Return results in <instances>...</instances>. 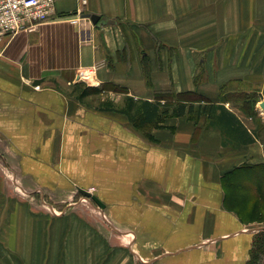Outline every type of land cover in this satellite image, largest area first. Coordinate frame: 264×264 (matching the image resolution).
<instances>
[{
	"label": "crops",
	"instance_id": "obj_1",
	"mask_svg": "<svg viewBox=\"0 0 264 264\" xmlns=\"http://www.w3.org/2000/svg\"><path fill=\"white\" fill-rule=\"evenodd\" d=\"M254 30L264 0H63L36 31L0 39V264H253L264 226L240 219L239 183L226 196L223 180L264 168ZM78 86L100 92L80 100ZM160 93H193L237 123L144 131L119 112Z\"/></svg>",
	"mask_w": 264,
	"mask_h": 264
},
{
	"label": "trees",
	"instance_id": "obj_2",
	"mask_svg": "<svg viewBox=\"0 0 264 264\" xmlns=\"http://www.w3.org/2000/svg\"><path fill=\"white\" fill-rule=\"evenodd\" d=\"M80 93L79 99L91 95L97 94L100 91L97 88H87ZM125 92V89H120ZM193 93H160L157 94L153 101L148 100H136L133 97H127L125 99L124 108L121 112L129 118L131 124L144 131H148L152 128H157L163 121L170 117H187L201 115H207L208 119L212 120L216 124L232 126L237 123L236 118L228 110L223 107L217 106L212 102L200 104L196 107L192 101ZM102 110H114L113 104L108 102L102 107ZM234 176L230 174L227 177ZM228 181V180H227ZM233 187V185H230ZM264 232L260 233L255 241L253 249V264L264 261ZM260 256L262 258L260 259Z\"/></svg>",
	"mask_w": 264,
	"mask_h": 264
},
{
	"label": "rangeland",
	"instance_id": "obj_3",
	"mask_svg": "<svg viewBox=\"0 0 264 264\" xmlns=\"http://www.w3.org/2000/svg\"><path fill=\"white\" fill-rule=\"evenodd\" d=\"M261 36H263V39H259L261 38ZM253 38L257 39L256 41L259 42L258 46L253 47L252 52H253V59H254L255 53L261 50H262L261 54L264 53V30H254ZM262 56L264 57V55ZM84 89L85 88L83 86L74 87V92L80 95V93ZM248 96H246V98L244 99H246V101L249 100L250 102H253V104H255L258 98V94L256 92H249ZM240 99L241 101H244L243 98H240ZM235 102L242 103L240 101H235ZM104 105L105 104H101V107ZM123 108H124V105H123ZM246 110H248L249 112L253 111L252 109H250L249 106H247V104H246ZM259 128H264V125L259 124ZM237 183H239V186L237 187L238 190L232 192L233 201L237 202V204L233 206L230 205V207L234 209L233 211H235L238 214L241 220L245 221L247 224H252L251 225L252 228L264 226V168H259L254 171L250 170L246 172H241L232 177L228 176L226 179L223 180V188L225 190L226 196H228L229 193H231V191L233 190L230 187V185L237 184ZM79 198L84 199V197H82L81 195L79 196ZM84 205L85 204L81 206L80 208L81 211L79 213L84 215L86 218L87 214L88 213L90 214L91 211H89V209H87V206L85 207ZM43 208L45 212L47 213L50 212L48 207H43ZM62 209L63 207H60L58 211L59 215L64 213L62 212ZM65 211H66V214L70 212L68 211V209H66ZM55 214L57 215L56 212ZM65 234L66 233H64L63 235ZM60 241H61V245H60L61 250H64L65 242H67V238H61ZM7 254H11V253H7ZM262 256H260V259L262 258ZM68 257H74V254H71V253L66 254L65 252L60 253L61 262H66L68 260L67 259ZM96 258H97L96 255L95 256L92 255V261L90 264H99L98 259ZM0 262H5V260H2L0 258Z\"/></svg>",
	"mask_w": 264,
	"mask_h": 264
},
{
	"label": "built area",
	"instance_id": "obj_4",
	"mask_svg": "<svg viewBox=\"0 0 264 264\" xmlns=\"http://www.w3.org/2000/svg\"><path fill=\"white\" fill-rule=\"evenodd\" d=\"M63 0H0V39L32 33L51 21ZM77 24V19L70 20ZM264 264V261H263Z\"/></svg>",
	"mask_w": 264,
	"mask_h": 264
},
{
	"label": "water",
	"instance_id": "obj_5",
	"mask_svg": "<svg viewBox=\"0 0 264 264\" xmlns=\"http://www.w3.org/2000/svg\"><path fill=\"white\" fill-rule=\"evenodd\" d=\"M100 23H112V21H109V20H107V19H101L100 20ZM260 108L264 111V103H262L261 105H260ZM82 193L86 196V197H88V198H90L94 203H96L99 207H101L102 209H104L105 208V205L99 200V198H97L96 196H94V195H92V194H89V193H87V192H85V191H82Z\"/></svg>",
	"mask_w": 264,
	"mask_h": 264
}]
</instances>
